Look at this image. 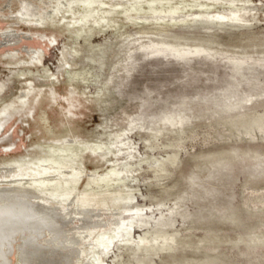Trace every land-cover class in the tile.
Listing matches in <instances>:
<instances>
[{
    "label": "rangeland",
    "instance_id": "obj_1",
    "mask_svg": "<svg viewBox=\"0 0 264 264\" xmlns=\"http://www.w3.org/2000/svg\"><path fill=\"white\" fill-rule=\"evenodd\" d=\"M25 1L36 7L35 26L22 23L20 0H0V31L31 34L0 48V118L4 110L22 112L0 136V169L51 158L78 170L72 195L89 199L104 221L78 235L80 254L72 264L88 263L94 251L104 264H264V170L252 159L264 156V133L256 126L245 133L256 116L264 127V0ZM238 9H246V26L188 17ZM153 11L189 19L157 21L149 18ZM158 38L206 44L216 54L182 59L138 50L136 43ZM21 46L35 48L41 62L16 64L28 59ZM242 54L253 68L235 75L226 57ZM29 82L34 90L21 98ZM226 94L235 96L232 104L240 96L249 100L229 110ZM178 115L189 121L179 132L165 121ZM4 144L12 151L3 152ZM117 172L120 177L111 175ZM136 208L142 216H134ZM134 217L130 243L122 231L109 249L89 247L112 234L113 223L127 225ZM156 230L163 238L153 244L162 242L163 249L147 253L139 240Z\"/></svg>",
    "mask_w": 264,
    "mask_h": 264
},
{
    "label": "bare ground",
    "instance_id": "obj_2",
    "mask_svg": "<svg viewBox=\"0 0 264 264\" xmlns=\"http://www.w3.org/2000/svg\"><path fill=\"white\" fill-rule=\"evenodd\" d=\"M123 2L124 1H122V3ZM20 5H21V11L20 12L18 11L19 12L18 15H20L21 19L23 20L22 23L28 26H33V25L35 26L34 21L37 15L36 7L32 3L27 2L25 0H20ZM245 13H246V9H242V10L238 9L235 11L227 10V12L221 11V12L206 13V14L195 13L193 15H189L188 17L192 18V20H199V22L202 23L224 24V22H228L231 25L236 24L239 26L240 25L246 26L247 24H249L248 23L249 21L247 20V18L246 19L244 18ZM156 14L157 13H154L153 11L152 16H150L149 18L155 20L157 19L158 21V19L163 20V18H169L170 20H174V19L176 20L177 18L183 20L184 18L187 17V15L180 16L178 13L177 15L179 16L176 17L175 15H173L172 11L169 12L167 15H156ZM95 15L94 17L96 18ZM17 17L18 16H14V15L11 16V18H13L14 20H17ZM16 22L19 23L18 21ZM76 23L78 24V22ZM146 35L148 36V34ZM147 36L146 38H148ZM160 37L161 36H159V38ZM21 38L30 40L31 34H25V33L20 34L11 28H8V30L6 31H0V48L16 46L19 44ZM171 40L172 39H170L169 41ZM47 41H49V44L53 45V41H50L49 39ZM133 41H138V39L137 38L133 39ZM146 41L147 42L145 43L143 42L142 44L136 43L137 46L139 45L137 47L138 50H142L143 52H145L144 54L169 53V54H174L175 56L182 59L189 55H204V56L206 55L208 57H214L213 55L216 54V52H214L215 50L206 44L203 45L196 44L187 47L179 44L180 42L170 43L163 39H159L156 41L155 40H149V41L146 40ZM133 43L134 42H132V44ZM20 50L23 51L24 54L28 55V59L18 60L16 64L21 66H34V64L41 62L39 58V53L35 48H27L25 46H21ZM16 53L17 51L14 52V55ZM127 54H128V59L131 60L132 51L128 52ZM10 55L11 56L8 57L14 58L13 54ZM260 55H261L260 59L263 58L262 56H264V52H262ZM102 56L100 59H102ZM226 59H227V63L231 65V69L235 75H241V72L244 69L250 71L253 68V67H248L251 58L246 56L245 54H242L241 56L238 57H234V55L233 56L230 55L227 56ZM98 63H102V62L98 61ZM253 63L254 64L257 63V60H255ZM28 85L30 89L29 90L27 89V91H24L22 94L20 93L21 98L28 96L34 90V86L32 85V82H29ZM236 87H238V85L232 86L231 88L232 90H230V93L232 92L235 93L237 91ZM227 95L228 94L225 95V100L227 99L226 101L228 102L229 100L232 101L231 100L232 98L233 99L235 98V96L231 97ZM238 98L239 99H235V102L233 104L230 102L225 103L226 106L225 108H228L230 105L236 107L239 101L241 102L242 100L247 101L248 99V97L246 96L245 97L240 96ZM26 110H27V114H31L30 106L26 107ZM229 110H231L230 107ZM229 110L227 112H229ZM223 111L226 112V110ZM19 112L22 113L21 111ZM19 112L12 113V112H7L6 110L2 112V117L0 118V136H3L5 134L4 129L6 127V124L12 118V116L13 115L19 116L20 115ZM24 112L25 111H23V113ZM261 115L260 117L263 119L262 117L263 115L262 116ZM184 117L179 118L178 115L176 116V118H165V121L168 124H170V126L177 128L176 130L179 132L181 130H184L182 128H185L184 125L189 122L188 119L186 118L187 116ZM256 117H254L253 119L251 118V121L249 120L251 124L248 125L247 127L248 130L245 133H248V131H250L254 126L260 128L264 133V127L259 122L261 120H259L258 117L257 118ZM232 124L235 123L232 122ZM245 124L246 123H244V126H246ZM242 127L243 126H241V128ZM1 138L3 137H0V140ZM66 141L69 142V140ZM12 148H11V144L2 145V150L5 153L11 152ZM175 158L176 155H173L170 157L169 160H174ZM252 159L255 163L257 170L259 171L264 170V156L262 154L260 155L256 153L253 155ZM9 165L10 166L8 167H4L0 169V264H11L8 258V256L11 253L10 251L11 248H13L12 253L15 252L16 254V259H17L16 264H72L73 258L75 256H79L80 254L79 246L81 244V240H80V236L78 235H81L83 231H91L97 229L98 227L101 226V224H103L104 221L103 219L100 218L101 210L98 209L95 205L91 206L89 199L83 197L75 198L72 195L73 186L77 183V179L79 176L78 170L73 165H69L65 160L55 161L54 159L51 158H44L35 161L15 160L13 161L12 165L11 164ZM111 175L113 176L115 175L116 177H118L120 175V172L114 174L112 173ZM88 177L96 178L93 176H88ZM97 178L99 179L103 177L101 176ZM116 200L125 201L124 198L116 199ZM134 216L136 217L142 216V211L140 209H137ZM134 219L136 218L135 217L132 218L131 222L127 225L124 224L123 220H121L120 222L118 221L113 223L115 226L112 227L115 228L112 231V234L109 235L102 234L101 236L97 237L95 240H91L88 243L89 247L96 250H99V248L109 249V247L111 246L110 244L113 243V241L116 238H118L120 232L122 231L128 235L129 239L125 240L126 243L127 242L130 243L132 241L131 228L135 224ZM75 220L77 221L76 224L74 223ZM107 225L105 227H107ZM85 238H87L86 235L84 236V238L82 237L81 239L83 240ZM161 238H163L161 234V230H156L153 231L152 234H150L148 239L144 236L139 241L140 243H145L147 245V247L144 249L147 253H153V252L155 253L156 251L161 250L162 242L156 245H154L153 242L158 243L159 240H162ZM171 240L169 241L171 242ZM167 241L168 239L166 240V242ZM257 245H259V243ZM167 247L168 246L166 245V249H170V247L169 248ZM91 253H92V258L88 261V263L86 262V264H104L101 255L98 253V251L97 252L94 251ZM71 257L73 258L71 259ZM36 258L40 260L36 262L37 260Z\"/></svg>",
    "mask_w": 264,
    "mask_h": 264
}]
</instances>
